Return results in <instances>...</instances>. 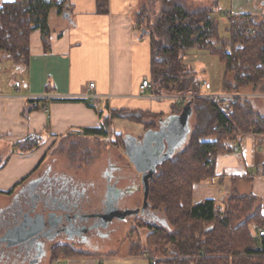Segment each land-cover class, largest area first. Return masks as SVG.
<instances>
[{
    "label": "trees",
    "instance_id": "obj_1",
    "mask_svg": "<svg viewBox=\"0 0 264 264\" xmlns=\"http://www.w3.org/2000/svg\"><path fill=\"white\" fill-rule=\"evenodd\" d=\"M217 1L210 6L194 7L187 0H148L150 8L143 6L134 17L135 30L140 35L144 31L149 38V82L153 93L160 98L194 96L187 102H175L177 115L191 103L194 123L189 138L179 152L157 166L148 184L149 209L162 212L165 222L158 226L141 220V227L149 231L146 244L131 247V258H146L150 264H264V235H259L260 230L264 231L261 200L252 193L242 195L237 188L241 179L252 180L251 176L233 178L223 211L215 200L193 203L194 185L216 176L218 159L234 153L235 142L252 135L257 137L258 147L264 144L261 108L252 99L240 96L249 87L264 91V17L228 14V41H224L215 18ZM95 2L98 15H109L110 0ZM71 10L69 0L61 4L57 0H16L1 4L0 61L8 58L19 71L28 72L31 34L40 30L44 44L49 46L51 14L63 17L70 15ZM195 50L218 57L224 66L221 92L232 95L229 108L203 96L204 82L185 62L188 53ZM52 89L48 86L47 93ZM28 103L34 105L35 101ZM161 119V115L150 112L114 110L103 119L100 129H85L81 135L108 138L115 120L141 125L144 132L155 131ZM121 136L115 135L125 149L127 139L122 140ZM64 139L67 137L59 140ZM42 140V136H31L15 144L14 151L30 154L43 145ZM257 174L264 175V167L258 168ZM157 252L162 253L159 259ZM63 257L96 255L58 246L52 252L51 263Z\"/></svg>",
    "mask_w": 264,
    "mask_h": 264
},
{
    "label": "crops",
    "instance_id": "obj_2",
    "mask_svg": "<svg viewBox=\"0 0 264 264\" xmlns=\"http://www.w3.org/2000/svg\"><path fill=\"white\" fill-rule=\"evenodd\" d=\"M14 1L0 0V5ZM145 1L148 0H110L109 15L101 16L96 12L95 0H69L72 6L69 18L55 13L50 16L49 46L44 44L40 30L31 34L30 67L28 72L25 71L23 82H16L20 87L15 84L13 93L0 90V147L6 148L2 149L6 150V156L0 163L1 195L12 197L20 185L23 187L30 182L54 142L79 135L85 129H100L103 119L110 116L111 111L131 110L161 115L158 128L169 117L178 116L174 112L175 101L156 96L152 89L144 93L141 90L143 82L150 80V42L143 32L140 35L135 30L134 15L140 3ZM244 14L258 19L263 17L257 12L236 15ZM90 84H94L93 90ZM48 86L53 88L49 94ZM255 91L252 96L243 95L251 96L257 108H262L263 105L258 103L264 100V91ZM56 98L83 101L53 102ZM30 100L35 101V109L28 103ZM43 135L47 136V143L38 150L27 155L14 151L18 142L31 136L43 138ZM173 141L172 146L176 140ZM237 144L239 156H221L216 176L194 185V204L205 200L223 204L232 189L234 177H250L248 170L264 167V152L256 150L257 137L244 136ZM169 148L166 144L164 149ZM251 177L252 180L239 181L238 191L242 195L252 193L260 198L264 214V193H259L264 185V175ZM24 180L27 181L23 183ZM241 183H249L248 193L240 192ZM98 261L95 258L63 257L50 264H98Z\"/></svg>",
    "mask_w": 264,
    "mask_h": 264
},
{
    "label": "rangeland",
    "instance_id": "obj_3",
    "mask_svg": "<svg viewBox=\"0 0 264 264\" xmlns=\"http://www.w3.org/2000/svg\"><path fill=\"white\" fill-rule=\"evenodd\" d=\"M187 2L194 7H199L213 5L214 0H187ZM145 5L150 6L146 1L142 4L140 3L134 16H137ZM215 9L219 35L224 41H228V23L226 16L228 14L236 15L239 12H257L264 17V0H218L217 8ZM185 62L197 73L198 79L202 83L208 82L212 85V93L221 92L225 68L218 57L195 50L188 53ZM23 78H25V72L19 71L10 59L6 58L0 61V90L4 89L7 92L11 91L13 93L16 82H23ZM254 92L256 91L252 87H249L243 89L240 96L252 99L251 96ZM202 94L204 96V91ZM243 94L251 96L246 97ZM222 96L228 97L226 105H229V96L232 95L223 94ZM261 104L263 105L262 108L260 107ZM258 105L261 108V111H258L264 116V100L260 101ZM174 112L178 113V108H175ZM193 123L194 119L193 115H191L189 119L190 129H192ZM109 133L108 138L95 139L80 134L69 136L64 140H57L50 146L43 165L31 177L30 181L36 180L49 171H52L53 173L71 177L75 181L82 182L87 186L95 185L97 195H99L102 193V189L105 188L106 182L104 175L108 171L109 165L118 167L120 170L117 172L118 176L123 177V180L118 184L120 189L131 184L132 182L130 181H138L140 176L137 174L136 164L130 161L129 157L133 149L134 140H140L143 138L142 135L145 134L143 126L124 120H115L110 126ZM115 135H122V140L126 137L129 142V149H124V146L121 144V139L115 137ZM188 136L187 138H189ZM42 142L43 144L47 143L46 135H43ZM183 145L175 148L170 155L172 156L179 152L184 147ZM2 147H0V163L4 161V157L6 156L4 154L6 150L2 151V149L6 148ZM259 149L261 152H264V144L256 148L257 152L260 151ZM232 154L236 156L240 155V153L236 152ZM248 173L250 176L257 175V168L248 170ZM22 185L17 188L12 197L0 194V208L9 205L15 199ZM249 189V183H241L239 185V190L242 193H248ZM259 193H264V185L260 187ZM142 199L143 193L136 192L130 195L127 200L125 199L126 202H123L122 209L127 208L129 212L136 211V208L142 205ZM227 199L228 196L224 199L223 204H220L221 211H223V205H225ZM154 216V219L146 218L147 220L144 221L158 226H161L165 222L162 212L154 213ZM141 220L143 219L140 217L137 219L136 215H123L122 219L113 222L110 230L104 231L105 236L96 237L92 240L91 244L76 246V248L83 251L84 254L96 255L94 258L99 260L98 264H150L151 261L146 258L130 257L131 247L134 244H142L144 246L146 244L145 239L149 231L141 227ZM155 255L156 259H159L162 253L157 252ZM39 264H50L49 252H47V255Z\"/></svg>",
    "mask_w": 264,
    "mask_h": 264
},
{
    "label": "flooded vegetation",
    "instance_id": "obj_4",
    "mask_svg": "<svg viewBox=\"0 0 264 264\" xmlns=\"http://www.w3.org/2000/svg\"><path fill=\"white\" fill-rule=\"evenodd\" d=\"M150 164H141L139 169L144 173L137 172L139 180L130 181L123 189L118 186L123 180L117 175L119 168L109 165L103 195H97L95 185L87 186L52 171L26 183L9 205L0 208V240L6 236L0 241V264H39L47 252L51 263L52 252L58 246L79 250L76 246L91 244L123 218L128 211L122 209L123 202L136 192L143 193L142 205L136 208L138 214L132 211L129 215L154 219L148 204L144 209L146 187L153 177Z\"/></svg>",
    "mask_w": 264,
    "mask_h": 264
},
{
    "label": "water",
    "instance_id": "obj_5",
    "mask_svg": "<svg viewBox=\"0 0 264 264\" xmlns=\"http://www.w3.org/2000/svg\"><path fill=\"white\" fill-rule=\"evenodd\" d=\"M64 0H57V4H61ZM65 18H69V15H64ZM144 34V31H143ZM192 115L191 112V103H187L183 108V111L178 116H172L168 118V121L161 126L159 130L147 131L145 132L141 140H134V145L132 146V152L130 158L137 166L138 173H144L140 170L139 166L150 162L151 172L154 173L155 168L167 157L171 156V152L182 145L183 141L186 138V135L190 132L189 119ZM180 138L179 141L177 138ZM174 138V139H173ZM176 138V139H175ZM173 140H176L173 144ZM128 140H126V148L129 149ZM169 145V149L164 152L165 145ZM148 157V159H147ZM151 175L153 176V174ZM148 191L149 187H146V196L144 209L148 204ZM138 211H135L134 214H138ZM130 212L125 213L124 215H129ZM13 230L12 233H15ZM18 234V233H15ZM5 237H2L0 240L3 242Z\"/></svg>",
    "mask_w": 264,
    "mask_h": 264
},
{
    "label": "built area",
    "instance_id": "obj_6",
    "mask_svg": "<svg viewBox=\"0 0 264 264\" xmlns=\"http://www.w3.org/2000/svg\"><path fill=\"white\" fill-rule=\"evenodd\" d=\"M16 87L19 88L20 87V84L17 83L16 84ZM94 84H90V88L93 90L94 89ZM151 89V84L148 80L144 81L142 86H141V90H142V93H144V91L146 90H149ZM212 90H213V87L210 83L208 82H204L203 84V91H204V97L208 98V99H212L214 100L215 102H217V104H222L224 108H229V105H226L227 103V96H222L223 94H216V93H212ZM230 100L232 98V96H229ZM172 99L173 101H179V102H187V101H190L192 99H194V96L192 95H187V96H184V97H174V98H170ZM238 141L235 142L233 144V149H234V152H238L240 150L239 146H238ZM259 235L260 236H263L264 235V231L263 230H260L259 232ZM155 264V262L153 263Z\"/></svg>",
    "mask_w": 264,
    "mask_h": 264
}]
</instances>
